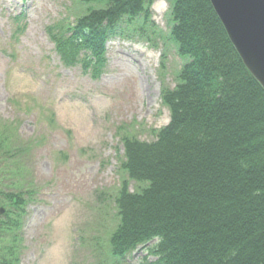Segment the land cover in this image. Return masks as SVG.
<instances>
[{
	"label": "trees",
	"instance_id": "trees-1",
	"mask_svg": "<svg viewBox=\"0 0 264 264\" xmlns=\"http://www.w3.org/2000/svg\"><path fill=\"white\" fill-rule=\"evenodd\" d=\"M100 1L106 6L80 19L70 36L59 29L53 37L66 65L81 56L102 69L107 43L143 31L135 22L149 19L155 2ZM173 4L172 35L188 61L163 96L169 125L150 143L124 138L122 168L145 186L131 192L122 183L112 254L123 261L155 242L141 264H264V89L210 0ZM8 128L0 132V264H20L35 191L26 190L24 150L14 144L16 131H2Z\"/></svg>",
	"mask_w": 264,
	"mask_h": 264
},
{
	"label": "rangeland",
	"instance_id": "rangeland-1",
	"mask_svg": "<svg viewBox=\"0 0 264 264\" xmlns=\"http://www.w3.org/2000/svg\"><path fill=\"white\" fill-rule=\"evenodd\" d=\"M105 6L0 0V132L16 131L14 144L27 151L19 155L26 190L35 191L20 264H138L148 252L124 263L111 255L122 183L131 192L145 186L122 168L121 144L126 137L153 142L170 123L163 96L177 87L188 59L172 35L173 0H155L149 19L135 22L143 31L109 42L102 69L65 66L53 35L60 29L70 36L80 19Z\"/></svg>",
	"mask_w": 264,
	"mask_h": 264
},
{
	"label": "water",
	"instance_id": "water-1",
	"mask_svg": "<svg viewBox=\"0 0 264 264\" xmlns=\"http://www.w3.org/2000/svg\"><path fill=\"white\" fill-rule=\"evenodd\" d=\"M210 1L244 64L264 88V0Z\"/></svg>",
	"mask_w": 264,
	"mask_h": 264
}]
</instances>
